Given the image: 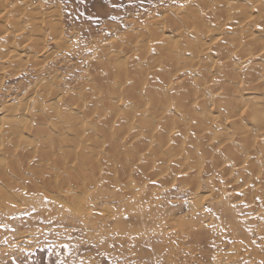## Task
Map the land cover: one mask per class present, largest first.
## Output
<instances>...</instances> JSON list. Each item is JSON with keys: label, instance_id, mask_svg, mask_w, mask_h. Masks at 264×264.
<instances>
[{"label": "bare ground", "instance_id": "6f19581e", "mask_svg": "<svg viewBox=\"0 0 264 264\" xmlns=\"http://www.w3.org/2000/svg\"><path fill=\"white\" fill-rule=\"evenodd\" d=\"M195 1L101 46L76 86L39 79L0 109V221L70 208L100 179L155 185L172 174L193 195L205 185L221 194L212 210L254 245L242 226L250 218L237 220L233 205L264 209V0ZM2 5L0 74L24 67L27 48L37 57L44 49V33L27 35L32 27ZM28 16L42 33L41 16ZM54 21L46 24L57 41ZM123 197L144 201L131 189Z\"/></svg>", "mask_w": 264, "mask_h": 264}, {"label": "rangeland", "instance_id": "374dc122", "mask_svg": "<svg viewBox=\"0 0 264 264\" xmlns=\"http://www.w3.org/2000/svg\"><path fill=\"white\" fill-rule=\"evenodd\" d=\"M191 1L196 2L0 0L6 18L18 19L20 27L34 30L28 14L40 15L37 21L42 33L25 31L32 38L44 33L41 57L27 48L24 67L16 72L9 67L0 74V109L19 101L39 79L54 76L60 80L61 88L76 86L100 50L152 16L162 19L165 13L188 6ZM49 20L59 24L57 41L46 24ZM38 59L44 61L41 69L33 67ZM1 65L8 63L3 61ZM97 182L93 187L87 186L80 201L65 210L48 215L36 209L5 213L4 221H0V264H264V209L233 205L239 210L237 220L250 218V223L242 226L253 227L244 229L254 244L246 245L237 241L234 233L242 235V231L231 225L232 220L212 210L226 200L208 185L193 195L188 183L172 174L155 185H109L102 179ZM130 189L135 195L144 196V201L140 197L132 200L134 204L124 200L123 194ZM20 202L19 206H26L23 199Z\"/></svg>", "mask_w": 264, "mask_h": 264}]
</instances>
